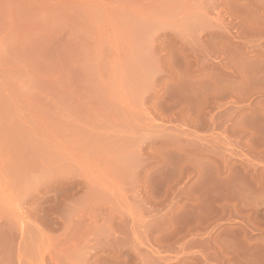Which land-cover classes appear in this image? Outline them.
<instances>
[{"label": "rangeland", "instance_id": "374dc122", "mask_svg": "<svg viewBox=\"0 0 264 264\" xmlns=\"http://www.w3.org/2000/svg\"><path fill=\"white\" fill-rule=\"evenodd\" d=\"M0 264H264V0H0Z\"/></svg>", "mask_w": 264, "mask_h": 264}]
</instances>
